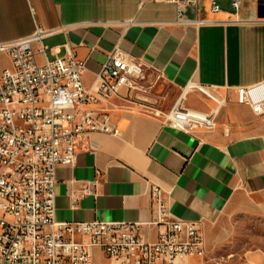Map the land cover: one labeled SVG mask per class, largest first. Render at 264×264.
Segmentation results:
<instances>
[{"label": "crops", "instance_id": "crops-1", "mask_svg": "<svg viewBox=\"0 0 264 264\" xmlns=\"http://www.w3.org/2000/svg\"><path fill=\"white\" fill-rule=\"evenodd\" d=\"M221 5L213 14L202 2L180 18L171 0H0V44L25 39L36 26L55 30L39 63L65 57L68 44L85 65L88 87L118 48L180 92L203 85L233 97L217 130L191 133L163 126L140 105L113 100L120 136L90 135L74 166L56 171L57 221L140 223L144 239L155 242L161 229L151 225L150 190L158 185L172 219L201 230L205 257L189 264H231L219 251L247 220H264V121L235 101L238 88L264 84V18L258 4L254 12L242 8L235 22L228 1ZM9 68L0 56V75ZM94 182V193L82 196ZM244 258L242 264H264L257 251ZM94 260L109 262L99 251Z\"/></svg>", "mask_w": 264, "mask_h": 264}, {"label": "built area", "instance_id": "built-area-1", "mask_svg": "<svg viewBox=\"0 0 264 264\" xmlns=\"http://www.w3.org/2000/svg\"><path fill=\"white\" fill-rule=\"evenodd\" d=\"M171 1L183 18L202 2L217 14L223 0ZM226 1L239 22L243 0ZM54 34L55 30L36 26L31 36L0 44V56L11 62L0 75V264H100L94 260L95 251L109 260L104 264H189L191 258H204L200 228L172 219L158 185L150 190L155 217L151 225L161 229L155 242L144 239L140 223L56 220L57 169L74 166L80 144L90 135L120 136L112 122V101L132 103L121 92L139 90L144 68L116 48L88 87L83 80L85 65L68 44L65 57L39 63L38 58L46 56L44 40ZM260 86L264 84L238 88L236 101L264 119V88L253 90ZM190 89L200 91L214 107L209 112L187 108L184 89L170 112L151 115L163 126L186 133L217 130L226 97L212 86ZM95 186L92 183L82 196L92 195Z\"/></svg>", "mask_w": 264, "mask_h": 264}, {"label": "rangeland", "instance_id": "rangeland-1", "mask_svg": "<svg viewBox=\"0 0 264 264\" xmlns=\"http://www.w3.org/2000/svg\"><path fill=\"white\" fill-rule=\"evenodd\" d=\"M256 7L257 4L251 2V0H243L242 8H247V12H254ZM181 93L158 75H152L144 70V79L140 82L139 90L134 91L132 94V103L140 105V110L146 114L151 115L155 111L168 113ZM222 94L226 97L227 104L232 102V96L227 93L224 95V92ZM185 98L184 105L190 109L209 112L214 107L213 103L198 90H188ZM226 109L227 105L222 109L217 122ZM258 118L264 121L263 118ZM255 251L264 256V220L261 219H249L240 225L235 240L221 249L218 254L224 258L230 257L231 264H242L245 255Z\"/></svg>", "mask_w": 264, "mask_h": 264}, {"label": "water", "instance_id": "water-1", "mask_svg": "<svg viewBox=\"0 0 264 264\" xmlns=\"http://www.w3.org/2000/svg\"><path fill=\"white\" fill-rule=\"evenodd\" d=\"M258 17L264 18V4L263 3H259L258 5Z\"/></svg>", "mask_w": 264, "mask_h": 264}, {"label": "bare ground", "instance_id": "bare-ground-1", "mask_svg": "<svg viewBox=\"0 0 264 264\" xmlns=\"http://www.w3.org/2000/svg\"><path fill=\"white\" fill-rule=\"evenodd\" d=\"M191 87H192V86H189V87H187V88L185 89V93H186L185 96L187 95V91L190 90ZM263 88H264V86H260V87H258V88L253 89V90H254V91H259V90L262 91ZM185 96H184V97H185ZM183 99H185V98H183Z\"/></svg>", "mask_w": 264, "mask_h": 264}]
</instances>
